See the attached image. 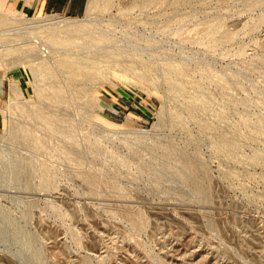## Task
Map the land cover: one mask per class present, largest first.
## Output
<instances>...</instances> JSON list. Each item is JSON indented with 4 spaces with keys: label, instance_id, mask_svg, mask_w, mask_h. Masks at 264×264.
<instances>
[{
    "label": "rangeland",
    "instance_id": "1",
    "mask_svg": "<svg viewBox=\"0 0 264 264\" xmlns=\"http://www.w3.org/2000/svg\"><path fill=\"white\" fill-rule=\"evenodd\" d=\"M117 1L73 16L0 0V264H264V0ZM55 17L91 33L68 47L32 27ZM208 21L232 38L201 35Z\"/></svg>",
    "mask_w": 264,
    "mask_h": 264
},
{
    "label": "bare ground",
    "instance_id": "2",
    "mask_svg": "<svg viewBox=\"0 0 264 264\" xmlns=\"http://www.w3.org/2000/svg\"><path fill=\"white\" fill-rule=\"evenodd\" d=\"M119 1V0H118ZM117 1V3H119ZM165 1V0H164ZM171 1V0H170ZM173 1V0H172ZM176 1V2H175ZM175 1H173V3L175 2V4L174 5H176L177 3H178V5L180 4V3H182V5H183V3H186V2H188L189 0H175ZM191 2H192V0H190ZM190 1H189V3H190ZM112 2H113V0H90V3L88 4L89 6V11H93V10H96V8L98 9H106L110 4H112ZM134 2V1H133ZM167 1H165L164 3H166ZM161 3H163L162 2V0H139V3H138V6L137 7H139L140 8V6L144 9L143 10V13H145L144 11H146L145 9H149L150 8V6H152V5H155V7H156V5L157 4H161ZM163 3V4H164ZM167 3H171V2H167ZM173 3H171V4H173ZM114 4V3H113ZM136 3L134 2V5H135ZM119 5V4H118ZM133 5V4H132ZM140 5V6H139ZM136 6V5H135ZM161 7H163V6H161ZM121 8V7H120ZM138 8V9H139ZM157 8L159 9V7L157 6ZM157 8L155 9V10H157ZM147 9V10H148ZM152 9H154V7L152 8ZM151 9V10H152ZM140 10V13H142L141 11V8L139 9ZM150 10V9H149ZM121 11H124V10H121ZM161 11H163V9L161 8ZM90 13V12H89ZM92 13V12H91ZM90 13V14H91ZM147 13H149V12H147ZM151 13V12H150ZM162 13V12H161ZM161 13H159V14H161ZM1 14V13H0ZM87 14H88V10H87ZM163 14H164V11H163ZM143 15V14H142ZM145 15V14H144ZM143 15V16H144ZM148 15V14H147ZM152 15H153V17H155L154 15V13H152ZM151 15V16H152ZM156 15H158V13H156ZM162 15V14H161ZM89 16V15H88ZM150 16V15H149ZM150 16V17H151ZM0 17H5V16H0ZM145 17V16H144ZM159 17V16H158ZM162 17V16H161ZM161 17H160V19H161ZM7 19H8V17H6ZM1 19L0 18V23L2 22V24L3 23H5V22H7V19ZM146 18H148L147 16H146ZM155 19V18H154ZM153 20V19H152ZM9 22L11 21L10 19L8 20ZM84 22H86V21H77V22H75V21H67L66 19H62V18H56L55 17V19H40V20H37L36 22H34L35 24L32 26V27H34L35 28V30L36 29H42V28H44V26H49V28H51L52 30H51V32H52V34H51V36L53 37V42L54 43H57V44H62V45H67L68 47L70 46V45H72V43H73V40H74V37L75 38H77V37H86V35H89V33H91L90 31H89V28H88V24H86V23H84ZM208 22H210V21H208ZM207 22V23H208ZM1 24V25H2ZM10 24V23H9ZM6 26L8 25V24H5ZM4 25V26H5ZM206 26H203L204 27V32L203 31H200V32H202V34L201 35H203V36H207V37H209L210 39H212L213 41H214V43H217V42H219V43H221L222 41H225V40H227V39H231L232 38V35H231V33H229V32H227V31H225L224 30V27H223V23L222 22H220V21H218V22H210V23H208V24H205ZM4 26H2V27H4ZM5 26V27H6ZM43 26V27H42ZM40 27H42V28H40ZM202 27V28H203ZM0 28H1V26H0ZM33 28V29H34ZM62 28V29H61ZM201 28V29H202ZM58 29H60V30H62L63 32V35H61V33H60V31L58 30ZM200 28H199V30H201ZM42 30H44V29H42ZM41 30V31H42ZM47 31H48V29H46ZM198 30V29H197ZM203 30V29H202ZM49 31H50V29H49ZM45 32V31H44ZM198 33H199V31H197ZM43 33V32H42ZM2 34V33H1ZM43 34H45V33H43ZM217 34H218V36H217ZM64 36V37H63ZM206 38V37H205ZM99 39H102V40H105L106 39V35L104 34V33H101V35L99 36ZM106 40H108V39H106ZM203 40V39H202ZM208 42L209 41H211V40H207ZM211 43V42H210ZM213 43V44H214ZM206 44H208L207 42H206ZM212 44V43H211ZM62 56V55H61ZM65 56V55H64ZM69 56V55H68ZM63 57V56H62ZM70 57V56H69ZM58 58H59V56H58ZM60 60V61H59ZM59 60L57 61V64H58V62H59V65H60V67H63L64 69H66V70H68L69 72H71L72 74H75V75H78V76H83L84 77V80H91L92 78L91 77H89V78H87V75H89L87 72H85V64H86V62H84L85 60H81L80 58H76V57H74V59H72V57L69 59L67 56H66V58H59ZM43 62H46V61H43ZM41 63H42V61H41ZM45 64V63H44ZM166 64H168V63H166ZM43 65V64H42ZM49 66L51 65V64H48ZM169 65H171V64H169ZM175 65V64H174ZM178 67H179V65L178 64H176ZM175 65V66H176ZM183 65H185V63H183ZM44 66V65H43ZM43 66H40V67H43ZM47 67V66H46ZM166 67H167V65H166ZM168 69H166L167 71L170 69V70H172V71H175V73H177L178 75H182L184 72H185V69H187V66L186 67H184V66H182V67H179V68H176V67H174L173 65L172 66H168L167 67ZM188 70V69H187ZM186 70V71H187ZM55 73V72H54ZM168 73H171V71L170 72H168ZM185 73H187L188 74V72H185ZM184 73V74H185ZM71 74V75H72ZM173 74V75H172ZM171 75H172V77H176V75H174V73H172ZM186 74V75H187ZM51 75V74H50ZM75 75H73V76H75ZM91 75V74H90ZM47 77V76H46ZM52 77H55V78H49V80H50V85H49V99L52 101V102H55V103H62V102H65L66 101V99H65V95H64V92H63V90H62V88H61V86H60V84L58 83V81H57V79H56V76H55V74H52ZM72 77V76H71ZM86 77V78H85ZM96 77V76H95ZM94 77V78H95ZM179 77V76H178ZM72 78H74V77H72ZM76 78V77H75ZM80 78H82V77H80ZM177 78V77H176ZM182 78V77H181ZM184 78V77H183ZM175 79V78H174ZM189 79V78H188ZM188 79L186 80H184L185 82L186 81H188ZM173 80V79H172ZM178 80V79H177ZM181 80V79H180ZM179 80V81H180ZM184 81H183V83H184ZM190 81V80H189ZM169 82H170V80H169ZM178 82V81H177ZM82 83H83V81H82ZM91 83V82H90ZM173 83V82H172ZM183 83H182V85H183ZM87 84H88V82H87ZM188 83H186V85H187ZM193 84V83H192ZM192 84H190L191 86H193ZM174 85V84H173ZM173 85H171V86H173ZM177 85V84H176ZM78 86V85H77ZM80 87H78V90L76 89V91L78 92L77 93V97H81V96H85V94L87 93L88 94V92H87V89H86V85H85V83L83 84V86L81 87V85H79ZM88 86H90V85H88ZM180 86V85H179ZM179 86H177L178 88L177 89H179L180 87ZM195 86H197V85H195ZM169 87H170V85H169ZM182 87V86H181ZM187 87V86H186ZM197 87H199V86H197ZM89 88H92V87H89ZM88 88V89H89ZM176 88V86L174 87V89ZM184 87H182V88H180V89H183ZM189 88V87H188ZM192 88H195L196 89V87H192ZM173 89V90H174ZM176 89V90H177ZM186 89V88H185ZM199 88H197L196 90L197 91H199L198 90ZM187 90V89H186ZM180 91V90H179ZM203 91V90H202ZM180 92H184V90L183 91H180ZM186 92H188V91H186ZM186 92H184V94L186 95ZM76 93V92H75ZM201 94L203 93V92H200ZM86 94V96H88ZM199 94V93H198ZM197 95V96H202V95ZM91 96V95H90ZM189 95H187V97H188ZM206 96H207V94H205L204 95V93H203V96L201 97V101L203 102V101H206ZM192 97V96H191ZM195 98H196V96H195ZM195 98H193V99H195ZM92 99H94V98H92ZM80 101H83L84 102V100H80ZM86 102V101H85ZM88 102H90V101H88ZM95 103L94 102V100H92L91 101V104L90 103H84V105L85 104H87V105H96V104H93V103ZM191 102V101H190ZM189 102V103H190ZM82 103V102H81ZM188 103V104H189ZM192 103V102H191ZM203 103H205V102H203ZM83 104V103H82ZM196 104V103H195ZM206 104V103H205ZM60 105V104H59ZM192 105H194V104H192ZM192 105L190 104V108L192 109ZM89 107V106H88ZM91 107H94V106H91ZM189 107V106H188ZM196 107V106H195ZM85 109L87 108L86 107V105H85V107H84ZM189 108V110H191ZM193 110V109H192ZM39 112V111H38ZM44 118V121L46 122V123H48L49 125H53V124H55L54 123V117L52 118V117H48V116H43ZM65 119H68V118H64V122H65ZM71 119V118H70ZM70 119H69V121H70ZM61 121H63V119H61ZM60 123V122H59ZM67 123H64V125H66ZM262 124L264 125V123L262 122ZM71 125H75V124H71ZM262 125V126H263ZM67 126H68V124H67ZM66 126V127H67ZM61 127H63V124H62V126L60 125V128ZM66 127L64 126V128L66 129ZM73 127V126H72ZM259 127V130H262V129H264V128H262V129H260V126H258ZM264 127V126H263ZM69 128V127H68ZM55 129V128H54ZM53 129V130H54ZM257 131H255V133H257V132H259L258 131V129L257 128H255ZM63 131H64V129H62ZM67 130V129H66ZM69 130H70V128H69ZM72 130V129H71ZM73 131H75V130H73ZM29 133V131L27 130V131H25V133L24 134H28ZM64 133V132H63ZM66 134L68 133V132H65ZM70 133V132H69ZM68 133V134H69ZM71 134H73V133H71ZM71 134H69L70 136H71ZM65 134H63V136H64ZM25 136V135H24ZM68 136V135H67ZM66 136V137H67ZM69 137V136H68ZM65 138V137H64ZM31 140V139H30ZM67 140V139H66ZM69 140V139H68ZM72 140V139H71ZM71 140H70V142H71ZM224 141H226V139H223ZM229 140V139H228ZM32 141V140H31ZM40 141V140H39ZM220 141H221V139H220ZM219 141V142H220ZM230 141V140H229ZM30 142V141H29ZM223 142V141H222ZM232 143H233V140L231 141ZM36 142L34 141V142H32V144H34V146H40L41 144H38V143H36ZM40 143V142H39ZM231 143V144H232ZM234 144V143H233ZM228 145L227 144V142H225V144H222L221 142L220 143H217V145H218V147L220 146V148L223 146V147H225L226 149H227V151L229 150V151H232L231 149H232V146H234V145ZM235 147V146H234ZM233 147V148H234ZM224 148V149H225ZM223 149V150H224ZM226 151V152H227ZM235 151V150H234ZM69 153V152H68ZM228 153V152H227ZM226 153V154H227ZM231 153V152H230ZM232 153H233V151H232ZM229 154V153H228ZM227 154V155H228ZM172 155H173V153H172ZM176 155V154H175ZM230 155V154H229ZM232 155H234V154H232ZM257 155H259L258 153H257ZM170 156H171V153H170ZM172 157V156H171ZM230 157V156H229ZM255 158H256V156H254ZM260 157H262L261 155H260ZM176 158V157H175ZM257 158H259L258 156H257ZM256 158V159H257ZM178 159V158H177ZM179 160H180V158H179ZM185 160V159H184ZM184 160H180V161H184ZM257 160H259V159H257ZM261 160H263V157H262V159ZM260 160V161H261ZM179 161V162H180ZM19 162V161H18ZM177 162H178V160H177ZM177 162H174V163H177ZM181 163V162H180ZM179 165V164H178ZM183 165V166H182ZM181 166L182 167H184L186 170L188 169L189 171L191 170V167L194 165V164H192V162H191V164H184V162H183V164H182ZM17 166V165H16ZM43 167V166H42ZM40 167L39 169H40V171L43 173H41V172H39L40 173V176H41V178H42V180H43V178L44 179H46V178H48L49 176H48V173H47V171L49 172V170H48V166L47 167ZM177 167V166H176ZM180 167V166H179ZM177 168V169H180V168ZM195 168L196 167H198V166H194ZM18 168H19V166H18ZM18 168H16V170H17V172H15V174H16V176H18L17 175V173H18ZM183 168V169H184ZM50 169V168H49ZM182 169V170H183ZM194 169V168H193ZM197 169V168H196ZM15 170V171H16ZM20 170L21 169H19V173H20ZM176 170V169H175ZM186 170H184V171H186ZM195 170V169H194ZM193 170V171H194ZM198 170V169H197ZM179 171V170H178ZM183 171V172H184ZM199 171V170H198ZM195 172H196V170H195ZM195 172L194 173H191V177H193L192 175L193 174H195ZM197 173V172H196ZM42 174V175H41ZM184 174H185V172H184ZM186 176H187V172H186V174H185ZM15 176V175H14ZM89 177V176H88ZM87 177V178H88ZM188 177H189V175H188ZM15 178V177H14ZM17 178V177H16ZM19 178V177H18ZM90 178V177H89ZM88 178V179H89ZM194 178V177H193ZM187 179V178H186ZM15 181L17 180V179H14ZM19 181V180H18ZM190 181H191V179H190ZM45 182V181H44ZM192 182H194V181H192ZM46 183V182H45ZM46 185H48V183L46 184ZM200 190H201V188H200ZM197 191V190H196Z\"/></svg>",
    "mask_w": 264,
    "mask_h": 264
},
{
    "label": "crops",
    "instance_id": "3",
    "mask_svg": "<svg viewBox=\"0 0 264 264\" xmlns=\"http://www.w3.org/2000/svg\"><path fill=\"white\" fill-rule=\"evenodd\" d=\"M16 3L21 8V11L27 14L60 13L64 15L79 16L84 13L87 5V0H16ZM10 77L18 78L17 82L20 85L21 81L19 78H24L21 70H19V72H17L15 76L10 74ZM0 78L8 77L0 70ZM18 84H16V87ZM2 87L3 86L0 81V98L1 95L5 93L3 92ZM12 90L13 87L9 86L8 91L12 92Z\"/></svg>",
    "mask_w": 264,
    "mask_h": 264
}]
</instances>
